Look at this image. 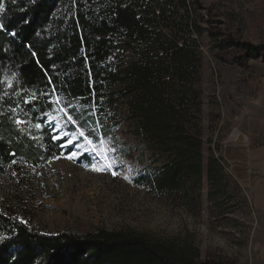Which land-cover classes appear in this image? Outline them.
<instances>
[{"label": "trees", "instance_id": "16d2710c", "mask_svg": "<svg viewBox=\"0 0 264 264\" xmlns=\"http://www.w3.org/2000/svg\"><path fill=\"white\" fill-rule=\"evenodd\" d=\"M0 4V176L23 166L43 168L73 152V145L61 147L64 140L52 139L59 133L49 119L59 108L88 131L100 123L97 131L104 135L110 130L103 131V119L109 123L107 114L121 102L137 134L162 155L160 168L141 183L157 196L183 187L189 178L199 183L201 140L184 105L198 79L199 37L208 31L217 56L242 67L264 51V45L202 28L199 0ZM119 54L127 58L120 60ZM33 95L36 99L25 103ZM218 162L210 157L208 177L216 186ZM0 238V264H227L202 259L189 243L127 229L47 234L1 211Z\"/></svg>", "mask_w": 264, "mask_h": 264}, {"label": "rangeland", "instance_id": "374dc122", "mask_svg": "<svg viewBox=\"0 0 264 264\" xmlns=\"http://www.w3.org/2000/svg\"><path fill=\"white\" fill-rule=\"evenodd\" d=\"M199 4L196 14L202 28L264 45V0ZM215 46L203 31L198 79L184 101L185 111L191 112L186 118L201 140L199 183L189 178L183 187L161 196L141 183L157 172L162 155L148 148L120 102L107 114L109 123L102 121L108 134L97 131L98 122L90 131L80 126L95 130L92 139L98 151L115 149L106 152L114 162L111 169L105 168L101 155L85 151L90 146L81 139L84 148L74 146L73 151L82 154L73 159L65 155L43 168L23 166L0 176V211L47 234L127 229L189 243L202 259L264 264V51L242 67L220 59ZM165 99L169 102L171 96ZM67 116L61 107L49 119L59 134L75 130ZM184 128L188 130L186 123ZM211 156L219 160L217 186L208 177ZM93 165L105 170H93Z\"/></svg>", "mask_w": 264, "mask_h": 264}, {"label": "snow or ice", "instance_id": "6c2138e0", "mask_svg": "<svg viewBox=\"0 0 264 264\" xmlns=\"http://www.w3.org/2000/svg\"><path fill=\"white\" fill-rule=\"evenodd\" d=\"M3 10V5L0 4V11ZM3 25H0V28H2ZM36 99V97L33 95L32 97H29L28 100H25V103H29L31 102L32 100ZM60 98L59 97H56L55 98V102H59ZM67 122L74 125L75 126V130L72 131V132H62V134H59V135H54L52 137L53 140H64V143L61 144L60 146L61 147H66L68 145H73L75 147H80V148H84V145H81L78 143V141H80L81 139L85 142L86 145L90 146V147H87V148H84L85 151H88L90 153H97L99 155H101L103 157V159L107 162L106 165H105V168L107 169H111L113 167V161L109 159V157L106 155V152L108 151H115V149H106L104 151H98V148H97V144L94 143V140L92 139V136L94 135L95 133V130H92V132H88L86 129H83L79 126L78 124V121L77 120H74L72 118L71 115H68L67 116ZM16 123L17 124H21L23 123V121H20L19 119L16 120ZM35 127L37 128H40L41 125L37 124L35 125ZM64 137H68V139H64ZM104 141L101 139L99 141V144L100 145H103ZM82 153H78L76 151H73L71 152L69 155H68V159H73L75 158L76 156L78 155H81ZM105 168H98L96 167V165H93V170H96V171H103L105 170ZM113 175H116L117 173L115 171H113L112 173ZM3 238H0V240H2Z\"/></svg>", "mask_w": 264, "mask_h": 264}]
</instances>
